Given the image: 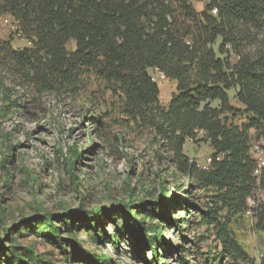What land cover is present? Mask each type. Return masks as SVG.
<instances>
[{"label":"trees","instance_id":"obj_1","mask_svg":"<svg viewBox=\"0 0 264 264\" xmlns=\"http://www.w3.org/2000/svg\"><path fill=\"white\" fill-rule=\"evenodd\" d=\"M0 14L9 15L16 33L30 44L14 50L9 40H0V73L9 71L16 87L40 95L74 97L84 74L110 85L122 103L123 117L148 131L156 160L199 190L214 193L208 207L199 210V225L208 232L214 227L220 250L199 257L213 264H221L223 257L251 263L229 228L230 220L221 221L218 214L243 212L255 186L248 130L254 128L264 139V45L252 53L249 49L255 34L264 30V0H207L201 12L190 0H0ZM71 41L73 51L67 49ZM149 70L175 83L176 94L165 108ZM230 90L249 116L247 126L238 127L228 118L238 113L230 104ZM88 118L100 127L94 110ZM198 132L212 150L207 171L183 153L185 142L195 140ZM155 206L148 209L141 201L121 206L118 213L130 216L139 209L183 233L187 218L170 214V208L181 207L179 197L166 195ZM112 212L76 210L74 215L101 243L109 239L102 221ZM256 219L264 233V210ZM133 222L137 248L152 254L149 264H160L167 255L166 238L156 226L150 230ZM48 232L62 246L57 230L49 226ZM112 244L117 246L114 240ZM78 253L82 263L110 264L94 254ZM259 264H264V256Z\"/></svg>","mask_w":264,"mask_h":264},{"label":"rangeland","instance_id":"obj_2","mask_svg":"<svg viewBox=\"0 0 264 264\" xmlns=\"http://www.w3.org/2000/svg\"><path fill=\"white\" fill-rule=\"evenodd\" d=\"M190 2L201 12L207 0ZM255 36L251 53L264 45V30ZM0 40H9L14 50L30 47L6 14H0ZM67 49L73 51L74 42H69ZM148 73L158 86L159 104L165 108L176 94L175 83L154 70ZM15 81L9 71L0 73V264H85L78 258L79 251L110 260V264H149L152 254L137 248L133 220L150 230L156 226V232L166 238L168 245L163 251L167 255L160 264H181V258L187 264H213L199 257V253L220 250L213 237L214 227L208 232L199 225V210L208 207L214 193L199 190L168 170L165 162L156 160L148 131L123 117L122 103L110 85L84 74L78 93L71 97L36 94L16 87ZM228 96L238 110L229 120L238 127L247 126L249 116L235 99V90L228 91ZM92 110L100 120L98 128L88 118ZM248 134L250 142L257 138L254 128ZM183 153L203 170L211 148L198 134L195 140L185 142ZM166 195L180 198L181 207L170 208V214L176 219L187 218L181 234L139 209L130 216L118 213L121 206L141 201L146 208L155 209L156 201L162 202ZM250 198V215L245 213L246 206L233 216L226 211L218 216L221 221L230 220L235 240L251 263L259 264L264 256V233L257 229L256 217L264 210V180L254 186ZM104 209L113 212L109 220L102 221L109 239L99 243L74 213ZM49 226L57 230L62 246L48 232ZM218 262L251 264L225 257Z\"/></svg>","mask_w":264,"mask_h":264},{"label":"built area","instance_id":"obj_3","mask_svg":"<svg viewBox=\"0 0 264 264\" xmlns=\"http://www.w3.org/2000/svg\"><path fill=\"white\" fill-rule=\"evenodd\" d=\"M161 75L164 78V75L163 74ZM198 134H202V132H198ZM211 153H212V150H211ZM249 154L252 160L254 161L252 177L255 181V185H258L260 184L262 180H264V139L262 137H257L253 142H251L250 148H249ZM217 159H219V157ZM211 163H212V157L210 155L208 158H206L204 162L203 171H207ZM197 167L199 166L197 165ZM252 203L253 202H251V198L248 197L246 199V206H248V208L245 211L247 215L251 214L249 207L252 205Z\"/></svg>","mask_w":264,"mask_h":264}]
</instances>
